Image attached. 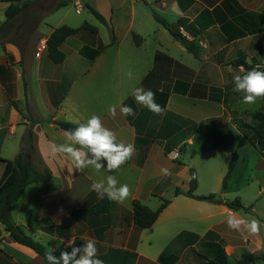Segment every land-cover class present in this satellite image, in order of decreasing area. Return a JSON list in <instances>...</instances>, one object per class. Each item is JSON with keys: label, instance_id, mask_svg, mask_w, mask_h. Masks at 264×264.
I'll return each mask as SVG.
<instances>
[{"label": "crops", "instance_id": "1", "mask_svg": "<svg viewBox=\"0 0 264 264\" xmlns=\"http://www.w3.org/2000/svg\"><path fill=\"white\" fill-rule=\"evenodd\" d=\"M58 1L28 0V6L17 17L7 20L4 15L0 19V64L5 65L0 73V177L4 170L1 158L13 159L19 153L22 136L34 118L43 120L32 127L35 154L52 172L48 180L25 187L11 207L13 221L53 250L65 248L76 237L81 240L79 246L94 239L104 264H200V251H206V239L213 236L224 243L232 261L244 253L263 254L264 235L243 227L239 231L228 227L229 216L250 221L243 209L207 203L177 187L180 193L175 192L154 224L139 228L133 221L132 201L139 199L147 205L152 195H164L157 190L159 181L168 176L162 169L170 172L174 166L162 163L156 152L164 151L171 137L182 130L197 131L208 124L210 127L211 123L227 130V123L248 122L251 118L254 111L242 103L243 93L234 90L233 77L252 69L264 72V0H71L57 8ZM85 2L106 18L115 41L101 40L99 30L96 35L81 32L61 44L63 62H53L47 48L38 56L40 39H47L58 27L47 25V17L69 9L70 4L81 14L86 9ZM0 4L5 14L10 2ZM153 10L199 44V57L172 37L154 18ZM22 14L27 16L26 21L17 22ZM134 33L142 37L139 45ZM83 35L90 39L82 41ZM101 45V52L91 59L85 48ZM129 71L132 78L127 75ZM136 87L168 93L163 114H154L137 104L131 94ZM259 100L264 108V97ZM111 105L117 106L115 118L109 115ZM121 105L130 106L136 115L122 116ZM93 115L100 117L120 143L135 146L132 160L114 172L94 168L75 171L66 154L52 150L53 145L66 139V131L58 121L78 126L75 122L86 123ZM257 156L256 166L264 174V151H258ZM236 167L237 162L229 177ZM175 174L179 177L180 171ZM108 175L130 186V199L123 204L113 201L110 210L102 215L74 219L72 208L87 207L100 200L92 184L106 181ZM191 214V219L206 224V229L183 227L174 232L164 226V222ZM217 217H222L219 222H204ZM157 223L161 226H155ZM0 231V264H46L33 249L16 242L4 225ZM157 238H166L168 245H160L155 257H149L140 248L141 241ZM169 240L179 241L174 250H167ZM190 247H196L191 256L185 254ZM250 264H264V260Z\"/></svg>", "mask_w": 264, "mask_h": 264}, {"label": "trees", "instance_id": "2", "mask_svg": "<svg viewBox=\"0 0 264 264\" xmlns=\"http://www.w3.org/2000/svg\"><path fill=\"white\" fill-rule=\"evenodd\" d=\"M8 1L10 4L5 10V15L7 20L17 17L23 9L28 6V0H0ZM19 4V2H21ZM71 0H59L56 7H62L67 5ZM84 7L90 11L100 22L108 24L106 18L91 4L85 2ZM154 18L165 27L172 37L179 41L190 53L195 57L200 55V46L194 40L187 38L179 30L174 29L172 23H170L166 18L160 15L157 11L153 10ZM111 43L115 41L114 30L111 26ZM1 28V27H0ZM85 32L89 34L96 35L98 33V27L87 21H84L80 26L73 27L68 24H62L53 29L49 37L47 38V51L50 59L55 63L63 62L65 59V53L61 50V44L70 36H74L78 33ZM133 38L136 44H140L142 37L138 34H133ZM103 45L98 48L86 47L88 50V56L94 59L103 49ZM244 65L247 66L244 60H241ZM5 69L4 64H0V73ZM145 83V82H144ZM176 91L177 86L175 87ZM155 93V100L162 108L168 100L169 94L166 92H160L157 89L151 90ZM130 118V117H129ZM131 119V118H130ZM42 119L34 118L32 119L30 128L23 134L21 142V148L19 153L13 159L1 158L4 163V170L0 177V222L4 225L10 236L18 243L33 249L37 254L43 257L46 264H48L45 252L49 250L47 245L36 240L31 235L26 234L20 225L16 224L11 218V207L13 203L22 195L25 187L34 182H43L48 180L52 176L50 169L40 162L36 157L34 144H33V132L32 127L36 123L42 122ZM239 127L243 129H249L250 134L247 136L248 141L255 147H257L260 152L264 151V108L254 111L251 114V122H246L243 120L237 121ZM58 125L65 131L74 130L77 125L71 121L60 120ZM198 131L203 132V127L199 126ZM205 139L210 143V146L216 149L228 151L232 153V158L229 163L228 172L223 180V187L226 186V180L231 175L236 161L238 159V153L234 150V132L232 130H220L215 129L213 131L207 132L204 135ZM117 143H120L118 140ZM182 146L180 150H182ZM169 153L171 150L168 151ZM128 160L127 162H130ZM190 187L186 191V194L198 200H204L214 203H223L232 209H243L246 212L249 210L246 208L240 199L234 201L223 200L217 196L216 193H209L203 195H197L194 193L197 187V176L194 168H190ZM176 194L180 193V190L176 189ZM113 201L107 199H100L98 202L87 206V207H75L70 210L71 216L76 220H87L92 217H96L107 213L110 210ZM170 203V200L165 199L157 209H152L146 204L142 203L139 199H134L132 201L133 206V221L135 225L139 228H148L154 224L163 209ZM75 246H79L81 243L80 238H75L73 241ZM213 246L208 247L204 253H200L201 263L200 264H250L255 263L259 260H264V253L261 255L255 253H244L243 256L237 260L232 261L225 248L219 243L212 242ZM63 250L71 251L70 247H65L59 250H54V254L59 256L60 252ZM100 258V257H99Z\"/></svg>", "mask_w": 264, "mask_h": 264}, {"label": "rangeland", "instance_id": "3", "mask_svg": "<svg viewBox=\"0 0 264 264\" xmlns=\"http://www.w3.org/2000/svg\"><path fill=\"white\" fill-rule=\"evenodd\" d=\"M72 7L63 8L59 11L50 14L45 20L47 25H62L68 24L73 27L81 25L84 21H87L93 25H96L99 30V37L104 41H111V31L109 25L102 24L90 11L87 9H83L82 13L76 11L75 7L70 4ZM67 10V14L65 15V11ZM25 14V13H24ZM22 14L17 19V22L23 23L26 21L27 16ZM4 8L3 5L0 4V19L4 18ZM94 36H92L93 38ZM84 40H88L83 35L81 37ZM87 38V39H86ZM194 58L193 55L191 57ZM256 68V67H255ZM257 69H262V67H257ZM127 83H131L130 80ZM261 101L258 99V102L253 105H249L252 111H256L262 109L260 107ZM247 119V118H244ZM248 122H251V118L249 117ZM213 124V125H212ZM211 123L208 125H202L203 132L193 131V128L190 130H182L173 137H171L168 141L169 144L166 148H163L164 151L156 152L159 155L162 163L172 164L174 167L170 168V175L165 177L164 179L159 181V185L157 190L159 192H164V195L160 196L159 194L152 195L150 201L147 202V205L152 209H157L163 200L168 199L172 200L173 195L175 194V190L180 188L181 190L187 191L190 187V168H194L197 176V187L194 191L197 195L216 193L220 199H225L229 201H234L236 199H240L243 203L246 204V208L249 210L246 212L250 221L252 219H256L260 221V231L258 232L260 235H264V174L257 167V159H258V151H260L257 147L251 145L247 139V136L250 134L249 129H243L238 127V123H227L224 127L227 130H232L234 132V150L237 151L239 155V160L237 162V167L234 171V175L227 178L226 186L223 187V180L225 175L228 172L229 163L232 158V153L220 149H216L210 146V143L205 139L204 135L207 132L213 131L215 129H220L217 124ZM191 127V126H190ZM222 130V129H220ZM225 130V129H224ZM244 136H243V134ZM182 141L185 143L182 144L181 147L177 145ZM190 141V142H188ZM177 147L179 152V156L172 160L169 154V150ZM228 153L229 155H226ZM170 155V156H169ZM180 171L179 177H176V172ZM177 181V183H176ZM187 189V190H186ZM260 190H262L260 192ZM183 198V197H181ZM209 203V201H206ZM214 203V202H212ZM220 204V203H217ZM253 205V211L251 210ZM193 214H191L188 218H180V219H171L167 222H164V226H169V230H175L177 232L179 229L183 227L190 229H206V224H202V222L195 221L193 218ZM224 217V216H222ZM222 217H217L216 219L204 221L207 224H210L211 221L219 222ZM12 218V217H11ZM13 220V219H12ZM162 220V219H161ZM161 222V221H159ZM3 224L0 225V230H2ZM155 226H161V223H157ZM225 226V225H224ZM156 228V227H155ZM243 235L251 236L248 233ZM1 236V231H0ZM214 237V236H213ZM206 239V245L208 247H212V242L219 243L222 247L224 243L221 242L217 238ZM263 240H264V236ZM254 238V236H253ZM179 241H174L170 243L167 250H174V247L177 246ZM194 241L192 240V243ZM253 239L251 238V243ZM162 245V247H167L166 238H157L152 239L151 242L147 240H142L140 248L144 250L147 256L155 257V252L158 251V247ZM166 245V246H165ZM203 246L200 244V247ZM194 249L196 247H190L185 251V254H189L190 256L193 254ZM201 253V251H200ZM203 253V252H202ZM229 256V254H228ZM230 258V256H229ZM231 259V258H230Z\"/></svg>", "mask_w": 264, "mask_h": 264}, {"label": "clouds", "instance_id": "4", "mask_svg": "<svg viewBox=\"0 0 264 264\" xmlns=\"http://www.w3.org/2000/svg\"><path fill=\"white\" fill-rule=\"evenodd\" d=\"M132 78V72L127 73ZM234 90L243 93L242 103L253 105L259 98L264 97V72L252 69L243 76L233 77ZM135 102L146 107L154 114L161 115L164 112L155 100V93L150 89L136 87L132 90ZM119 113L122 116H135L136 113L130 106H119ZM109 115L113 118L117 115V106H109ZM78 123L74 130L65 132V142L53 145L54 153L66 154L74 166L75 171L84 172L86 169L94 168L96 171L106 169L114 172L135 154V146L131 143H117L116 134L106 128L100 117L93 115L86 123ZM226 155H229L226 153ZM164 175H170L168 169H162ZM92 190L97 193L99 199H107L123 204L131 197V189L128 184H120L119 180L108 175L105 180H100L92 184ZM227 224L230 229L241 230L242 227L251 233L260 231V221L252 219L247 221L235 216H229ZM59 247V245H57ZM65 247H70L71 251L63 250L59 256L54 254L53 249L46 250L45 257L48 264H104L99 258V250L94 239H88L82 246H75L71 240Z\"/></svg>", "mask_w": 264, "mask_h": 264}, {"label": "built area", "instance_id": "5", "mask_svg": "<svg viewBox=\"0 0 264 264\" xmlns=\"http://www.w3.org/2000/svg\"><path fill=\"white\" fill-rule=\"evenodd\" d=\"M47 48V39L42 38L39 41V46H38V52L37 55L39 56L40 53L42 52L43 49ZM170 155L172 158H177L179 156L178 150H173L170 152Z\"/></svg>", "mask_w": 264, "mask_h": 264}]
</instances>
